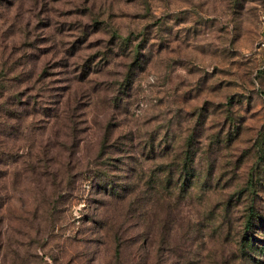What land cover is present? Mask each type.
Segmentation results:
<instances>
[{
	"label": "rangeland",
	"instance_id": "1",
	"mask_svg": "<svg viewBox=\"0 0 264 264\" xmlns=\"http://www.w3.org/2000/svg\"><path fill=\"white\" fill-rule=\"evenodd\" d=\"M264 0H0V264H264Z\"/></svg>",
	"mask_w": 264,
	"mask_h": 264
},
{
	"label": "built area",
	"instance_id": "2",
	"mask_svg": "<svg viewBox=\"0 0 264 264\" xmlns=\"http://www.w3.org/2000/svg\"><path fill=\"white\" fill-rule=\"evenodd\" d=\"M253 51L261 58L262 64H264V4L257 15V30L253 42Z\"/></svg>",
	"mask_w": 264,
	"mask_h": 264
}]
</instances>
